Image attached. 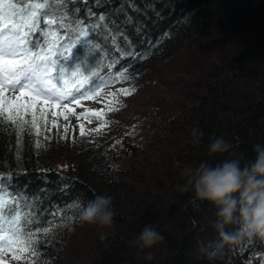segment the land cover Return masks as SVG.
<instances>
[{
  "label": "trees",
  "instance_id": "trees-1",
  "mask_svg": "<svg viewBox=\"0 0 264 264\" xmlns=\"http://www.w3.org/2000/svg\"><path fill=\"white\" fill-rule=\"evenodd\" d=\"M48 7L65 30L93 33L66 62L81 65L86 88L103 78L88 96L155 68L134 81L137 101L120 124L109 123V136L94 130L69 156L38 123L23 133L0 130V176L10 191L27 194L38 217L32 229L50 228L34 232L35 254L14 246L6 264H264L259 238L225 245L210 259L205 248L218 241L217 209L177 187L186 166L238 159L243 167L255 159L254 146L264 145V0H48ZM217 136L231 148L209 156ZM96 195L112 197L110 225L78 219L80 205ZM73 203L79 207L61 227L62 210ZM145 225L163 241L140 249L134 241Z\"/></svg>",
  "mask_w": 264,
  "mask_h": 264
},
{
  "label": "snow or ice",
  "instance_id": "snow-or-ice-1",
  "mask_svg": "<svg viewBox=\"0 0 264 264\" xmlns=\"http://www.w3.org/2000/svg\"><path fill=\"white\" fill-rule=\"evenodd\" d=\"M17 2L23 6L17 8L13 0H0V130L23 133L26 125L36 127L37 120L49 107L62 106L71 111V103H79L80 98L102 86L104 81L103 78L96 82L89 80L90 87L86 88L78 77L81 65L76 64L72 69L66 66L74 47L83 38L92 37L93 33L84 30L69 32L62 22L57 25L52 18L56 13L48 7V0L34 5H29L27 0ZM100 19H104L103 15ZM95 47L93 44V49ZM130 67L123 71L127 72ZM28 113H31V120L25 119ZM10 188L11 185L0 176V264H6L4 257L14 246L21 253L33 249L35 254L34 232L47 234L50 231L49 227L32 229V225L38 222L32 203L26 193H16ZM6 197L12 198V205ZM73 207L79 205L69 204L62 210L61 227L72 219L67 212ZM26 208L30 211H23ZM12 259L19 260L21 256L14 254Z\"/></svg>",
  "mask_w": 264,
  "mask_h": 264
},
{
  "label": "clouds",
  "instance_id": "clouds-1",
  "mask_svg": "<svg viewBox=\"0 0 264 264\" xmlns=\"http://www.w3.org/2000/svg\"><path fill=\"white\" fill-rule=\"evenodd\" d=\"M201 133L193 129L192 136ZM194 143L196 140L194 139ZM231 143L217 136L208 145L209 156L229 151ZM255 159L243 167L238 159H225L215 165L202 162L195 167L186 166L182 171L185 183L178 185L181 192L192 191L196 199L208 201L217 209L213 227L218 241L209 242L205 248L209 258L216 256L225 245L236 244L244 238L264 240V145L254 146ZM112 197L96 195L79 207L81 223L110 225L113 221ZM239 223L237 230L229 232L226 226ZM101 240L106 239L101 235ZM163 241L162 235L152 225H145L134 244L140 249L151 248ZM151 259V256H148Z\"/></svg>",
  "mask_w": 264,
  "mask_h": 264
},
{
  "label": "rangeland",
  "instance_id": "rangeland-1",
  "mask_svg": "<svg viewBox=\"0 0 264 264\" xmlns=\"http://www.w3.org/2000/svg\"><path fill=\"white\" fill-rule=\"evenodd\" d=\"M154 68L155 66H152L142 69L140 72L133 71L139 76L129 73L131 81L80 98L79 103L74 102L69 105L71 111L62 106L49 107L44 115L37 120V123L42 127L39 131L43 130L40 134L52 138L56 145H61L59 148L66 149L67 151L63 152L64 156L71 155L75 147L79 146L84 139L91 137L94 130L99 131L104 137H108L113 130L109 123L120 124V121L116 119L122 120L123 117H126L130 113L131 106L135 105L137 101L140 93L137 88L139 84L135 85L134 81L148 78ZM6 95L12 94L6 93ZM25 99L28 98L25 97ZM36 111L39 117L40 106ZM140 252L141 255H145V251Z\"/></svg>",
  "mask_w": 264,
  "mask_h": 264
}]
</instances>
